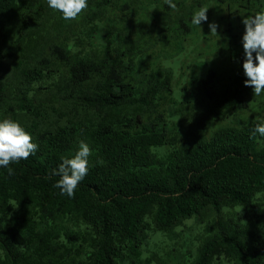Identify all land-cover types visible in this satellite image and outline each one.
<instances>
[{
  "label": "trees",
  "instance_id": "trees-1",
  "mask_svg": "<svg viewBox=\"0 0 264 264\" xmlns=\"http://www.w3.org/2000/svg\"><path fill=\"white\" fill-rule=\"evenodd\" d=\"M173 3L88 0L65 21L0 0V121L38 145L0 167V264H264V94L242 44L264 0ZM80 141L69 198L52 172Z\"/></svg>",
  "mask_w": 264,
  "mask_h": 264
},
{
  "label": "clouds",
  "instance_id": "clouds-1",
  "mask_svg": "<svg viewBox=\"0 0 264 264\" xmlns=\"http://www.w3.org/2000/svg\"><path fill=\"white\" fill-rule=\"evenodd\" d=\"M165 3L176 10L177 5L173 0H165ZM47 4L54 11H59L65 21L78 20L88 8V0H47ZM207 11L208 7H200L193 13L191 23L199 27L202 22H206ZM242 23L245 26L242 37L245 54L243 72L247 77L244 84L253 89L254 96L259 97L264 94V9L254 15H247ZM209 28L210 35H218L217 24L212 23ZM257 134L264 137V121L255 125L252 135ZM37 150L38 145L32 141L31 134L19 122L10 118L0 121V167L7 168L9 175L14 174L9 165L28 159ZM91 154L89 145L80 141L75 155L72 158H63L58 168L53 170L52 175L59 177L54 187L60 189L61 195L74 197L80 182L88 174Z\"/></svg>",
  "mask_w": 264,
  "mask_h": 264
},
{
  "label": "rangeland",
  "instance_id": "rangeland-1",
  "mask_svg": "<svg viewBox=\"0 0 264 264\" xmlns=\"http://www.w3.org/2000/svg\"><path fill=\"white\" fill-rule=\"evenodd\" d=\"M177 96H178V94H177ZM191 247V245L189 244L185 249L187 250L188 248H190ZM152 248H156V246H154V247H152ZM152 250V249H151Z\"/></svg>",
  "mask_w": 264,
  "mask_h": 264
}]
</instances>
